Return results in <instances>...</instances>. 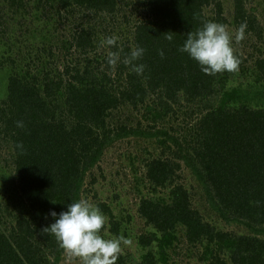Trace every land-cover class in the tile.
Listing matches in <instances>:
<instances>
[{
  "label": "trees",
  "instance_id": "16d2710c",
  "mask_svg": "<svg viewBox=\"0 0 264 264\" xmlns=\"http://www.w3.org/2000/svg\"><path fill=\"white\" fill-rule=\"evenodd\" d=\"M231 2V25L246 24L244 40L253 41L252 53L233 43L246 89L236 71L206 75L178 51L205 22L230 25L222 0H0V34L7 12H33L67 36L42 72L13 73L0 87V152L14 184L0 179V197L21 206L17 215L0 206V264H59L65 251L43 231L55 222L49 213L88 196L106 217L102 235L137 245L116 264H264V0ZM127 10L120 41L101 47ZM48 38L40 51L53 57ZM137 45L143 75L123 63ZM109 51L119 52L114 66ZM111 147L120 154L107 163ZM123 174L137 215L97 189Z\"/></svg>",
  "mask_w": 264,
  "mask_h": 264
},
{
  "label": "clouds",
  "instance_id": "9594fccd",
  "mask_svg": "<svg viewBox=\"0 0 264 264\" xmlns=\"http://www.w3.org/2000/svg\"><path fill=\"white\" fill-rule=\"evenodd\" d=\"M246 27V24H241L231 32L225 24L205 22L197 30L187 33L178 51L186 53L190 59L197 62L200 70L206 75L235 72L240 61L234 54L233 43L244 40ZM166 38L171 41L173 36L169 34ZM118 39L115 35L106 37L101 40V47H114ZM144 53L145 49L137 45L131 49L123 63L130 66L135 74L143 75L146 66L136 61L140 60ZM159 55L163 58L164 51L161 50ZM119 61V52L109 51L107 63L114 66ZM17 127L23 128V121H18ZM16 148L23 152L24 145L17 143ZM49 215L55 222L43 231L53 235L59 246L70 256L78 258L81 264H116L122 245L132 243L123 236L105 238L101 230L106 223V217L98 207L86 199L69 203L66 211L59 214L51 211Z\"/></svg>",
  "mask_w": 264,
  "mask_h": 264
},
{
  "label": "rangeland",
  "instance_id": "374dc122",
  "mask_svg": "<svg viewBox=\"0 0 264 264\" xmlns=\"http://www.w3.org/2000/svg\"><path fill=\"white\" fill-rule=\"evenodd\" d=\"M222 1L226 9L224 13L231 22L230 25L228 26V29L229 31L234 32L235 29L233 25H231L233 23V19L231 18L232 10H233L232 2L231 0H222ZM126 15L129 16L128 10L126 13H120L118 24H116L112 28L113 29L112 36L113 35L117 36L119 38L118 41H120V37L122 34V27L124 31H126L127 30L126 28L129 27V25L126 24V21L124 20L125 19L124 16ZM7 17L9 20L8 30L5 33V35L0 34V62L1 61L5 62L3 69L1 70L2 72L0 71L2 77L4 78L0 82V87H2V85H5L7 79L13 73H19L20 75H25V74L33 75L36 72H42V68L46 66V64L44 63L45 61L47 60L52 61L54 58L58 56V54L62 55V51L61 50L59 51L57 49V46L61 44L60 43L61 40H64V38L67 37L65 31L61 30L60 33H57V31L53 29L52 22L46 24V21H42V20L39 22L36 21L37 17L36 14H34L33 12L28 15H22V16L13 15L12 13L7 12ZM120 24H121V28H120ZM45 25H47L48 28L42 31ZM56 27L58 26L56 25ZM38 33L39 35H37ZM35 35H36V39H35ZM44 35H46V37H49L48 43H51L50 45L54 48L53 57H50L49 55L47 56L45 53L40 51V49L43 46L41 42L44 40ZM252 43L253 41L248 42L249 45L253 46ZM262 43H263L262 45L257 44V46L258 49L264 51V39L262 40ZM248 44H246V41L243 40L239 43H236L235 48L241 51L242 53L243 51H245L246 53L248 52L252 53L253 47L251 48ZM106 50H109V48L106 47ZM9 57H11L15 61L14 65L8 61ZM37 58L41 59L42 62L40 61L37 62L36 61ZM38 65L41 66L37 68ZM236 73L237 76L233 78V81L235 83H238V85L241 84V87H243L242 89H246L248 87L249 78L243 77V75L240 74L238 71H236ZM1 97L2 96L0 94V100ZM110 153L111 156L107 157V161H108L107 163L113 161L114 159H117V156L120 154L118 153L116 147H111L109 149V154ZM5 159H8V161H5ZM7 164L8 165L12 164L11 159L8 156H6V153L3 154L0 152V179L5 184V187H7V189L9 190V189H13L14 184H13V180L11 179L13 175L8 172V168L6 167ZM126 172L129 178H133L131 170L127 169ZM182 176H183V181L185 183H187L188 185L193 184V179L191 178V175L187 169L183 168ZM107 180H108L107 182L103 183L105 184L104 186L101 185L97 188L99 189L100 194H102V198L107 199L108 196H115L119 194L120 195L119 201L121 202L120 209H128L132 214L137 215L135 202H134V195H132L131 192L128 191L129 190L128 184L130 182L128 181L127 178H125V175L123 174V176L121 177V183L118 184V186L112 187V185H110L111 179L108 178ZM88 197H89V201L92 204V202H94V199L92 198V196H88ZM19 203L20 201L17 198L14 199V197L10 199L6 197H0L1 208L9 207V211L13 213L15 212L14 215H17L16 212L19 210V208H21V206L19 207ZM221 228L224 229L226 228L228 231L229 230L232 231L239 230L240 232L243 231V229H241L240 227H234L233 225H224L223 223H221ZM136 246L137 245L133 243H131L130 245H122L121 253L124 251H128L130 254H136L137 253ZM59 264H81V262L78 258L72 257L65 252L61 256V260L59 261ZM185 264H201V263H199L197 260L192 259L191 262H187V263L185 262Z\"/></svg>",
  "mask_w": 264,
  "mask_h": 264
}]
</instances>
